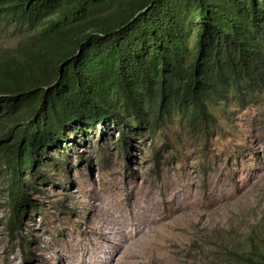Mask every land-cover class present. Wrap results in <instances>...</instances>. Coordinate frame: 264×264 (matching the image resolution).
<instances>
[{
    "label": "rangeland",
    "instance_id": "1",
    "mask_svg": "<svg viewBox=\"0 0 264 264\" xmlns=\"http://www.w3.org/2000/svg\"><path fill=\"white\" fill-rule=\"evenodd\" d=\"M14 44L0 33V48ZM211 113L153 132L119 131L112 114L69 122L48 160L19 172L28 200L12 231L0 151V264H264V91ZM8 130L0 120V147Z\"/></svg>",
    "mask_w": 264,
    "mask_h": 264
},
{
    "label": "trees",
    "instance_id": "2",
    "mask_svg": "<svg viewBox=\"0 0 264 264\" xmlns=\"http://www.w3.org/2000/svg\"><path fill=\"white\" fill-rule=\"evenodd\" d=\"M4 32L15 36L0 48L10 231L27 199L19 172L45 163L69 122L75 132L112 114L119 131L153 132L179 116L194 128L264 91V0H0Z\"/></svg>",
    "mask_w": 264,
    "mask_h": 264
},
{
    "label": "bare ground",
    "instance_id": "3",
    "mask_svg": "<svg viewBox=\"0 0 264 264\" xmlns=\"http://www.w3.org/2000/svg\"><path fill=\"white\" fill-rule=\"evenodd\" d=\"M104 236V235H103ZM106 238V237H105Z\"/></svg>",
    "mask_w": 264,
    "mask_h": 264
}]
</instances>
